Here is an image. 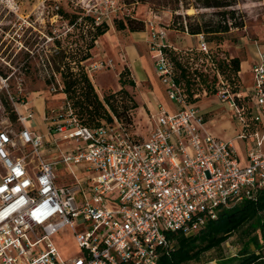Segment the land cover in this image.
<instances>
[{
    "label": "built area",
    "instance_id": "1",
    "mask_svg": "<svg viewBox=\"0 0 264 264\" xmlns=\"http://www.w3.org/2000/svg\"><path fill=\"white\" fill-rule=\"evenodd\" d=\"M197 36L216 96L241 125L235 139L245 155L187 103L166 43L156 44L157 75L179 108L158 103L146 135L132 109L130 121L110 112L112 121L90 127L68 102L38 119L26 99L12 98L19 128L0 127V264H158L173 250L171 233L194 234L222 208L256 198L264 188V45L251 85L233 92ZM67 229L80 248L69 259L54 240Z\"/></svg>",
    "mask_w": 264,
    "mask_h": 264
},
{
    "label": "rangeland",
    "instance_id": "2",
    "mask_svg": "<svg viewBox=\"0 0 264 264\" xmlns=\"http://www.w3.org/2000/svg\"><path fill=\"white\" fill-rule=\"evenodd\" d=\"M173 7H177L175 0H0V103L4 109L0 113V127L12 130L19 128L12 98L26 99L35 111L37 108L31 103L35 100L45 102V115L64 106L67 95L63 92V77L55 68L63 55L65 63L75 73L79 72L78 60L87 53L90 55L80 65L90 77L100 99L104 100L121 89V77L126 82L133 79L127 51L134 52L138 48L145 58L146 71L156 77L155 81L162 88L167 102L174 108V102L168 100L165 86L157 75L156 62L159 56L155 53L156 44H165L167 39L180 50L197 49L195 39L180 34V25H187L189 22L184 15L205 13L206 16H211L216 10L185 9L182 6L175 10ZM61 9L68 15L77 10L83 12V16L77 19L75 26H71L68 23L71 19L61 15ZM237 9L245 15L244 27L232 28L218 48L212 43L210 47L219 59L238 57L241 64L244 62L243 67L240 66L238 77L241 88L245 91L252 82L251 67L258 60V46L264 45V0H240ZM178 14L182 15V19L175 20L174 15ZM85 15L93 16L96 24L106 22L109 25L107 33L96 38L92 47L95 29ZM127 16L144 21L145 30H117L115 20L119 21ZM61 49L64 50L63 53ZM190 62L193 63L194 60ZM205 66L207 67L206 64ZM193 67L200 66L193 63ZM208 70L212 75L209 67ZM61 71L63 72L62 68ZM144 86L129 90L136 103L140 101V96L135 97L146 90L142 89ZM191 88L198 95V100L193 102L194 107L205 113L206 128L210 132H216L221 138L233 140L240 155L244 156L245 142L235 139L241 125L234 121L233 112L220 102L216 94H205L204 87L198 82ZM132 113L137 125L136 131L146 135L150 113H144L138 108H132ZM58 174L63 176L65 172L58 171ZM255 236H258L259 244L262 245L257 221L231 236L220 250L207 252L201 263L218 264L221 257L236 256L246 244H250L251 250H255L251 243ZM54 240L66 259L80 254V248L70 229L56 234Z\"/></svg>",
    "mask_w": 264,
    "mask_h": 264
},
{
    "label": "trees",
    "instance_id": "3",
    "mask_svg": "<svg viewBox=\"0 0 264 264\" xmlns=\"http://www.w3.org/2000/svg\"><path fill=\"white\" fill-rule=\"evenodd\" d=\"M175 3L177 4V7H173L175 10H178L180 6L185 9L206 8L216 10L211 16H206L205 13L186 14L184 18L189 22L187 25L181 24L179 27L180 31L190 35L204 34L208 44L212 43L216 48L225 40L224 36L232 28H243L245 25V15L241 14L239 9H237L240 0H195L194 3L187 0H175ZM60 13H62L61 15L69 16L71 20L68 23L71 26H75L77 19L83 16V12L77 10L68 15L61 9ZM85 17L91 21V25L95 29L90 46L92 47L96 38L107 33L109 25L106 22L96 24L97 22L93 16L85 15ZM125 19L126 21H124ZM125 19L115 20L117 30L129 29L131 32H143L145 30L144 21H138L133 16H127ZM174 19H182V15H174ZM63 51L61 49V53ZM161 51L171 63L173 68L172 78L183 90L187 103L193 104V102L198 100V95L191 88L195 82L204 87L206 94L208 92L217 93L218 79L216 75L212 71L211 75L208 66L206 67L205 63L201 62L207 57L204 52L198 49L180 50L170 46L162 47ZM209 56L224 79L231 85V90L233 92L237 91L241 86L238 77L241 70V60L238 57L219 59L215 56L211 47ZM89 57L90 55L87 53L78 60L79 72L77 73L72 71V67L69 64L65 63L64 55L61 57L59 64H55L56 71L61 73L63 77V92L67 95V102L71 104L74 113L83 124L90 127L98 126L102 120L112 121L110 112L118 118L130 121L127 111L137 108L138 104L134 97L130 95L131 93L127 86L134 89L136 87L135 81L131 78L129 82H126L121 77L119 79L121 89L101 100L90 77L80 65L82 61L87 60ZM190 60H194L193 63L200 67H193V63ZM227 72L230 73L227 74ZM263 219L264 188L258 192L255 199L244 200L222 208L218 212L216 219L208 218L205 225L194 234L171 233L169 237L174 241L173 250L162 255L158 264H188L190 262L203 264L201 261L207 252L220 250L222 244L231 236L254 221H257L258 227H260L263 244H259L258 236H255L251 241L255 246V250H251L250 244H246L236 256L221 257L218 264H264Z\"/></svg>",
    "mask_w": 264,
    "mask_h": 264
},
{
    "label": "crops",
    "instance_id": "4",
    "mask_svg": "<svg viewBox=\"0 0 264 264\" xmlns=\"http://www.w3.org/2000/svg\"><path fill=\"white\" fill-rule=\"evenodd\" d=\"M180 34L183 36L187 35V36H190L193 39H195V44L198 47V45H199L198 36L190 35L186 32H181ZM165 43L173 46L176 49H179L177 46L172 45L173 43L169 42V40H167V39L165 40ZM127 54H128V57H127V55H126V57L129 60L133 80L135 81L137 88H139L142 85H145L144 87H142V89H146L143 92L141 91L140 95H138V97H135V98H139V96H140V98H139L140 101H138V103H137L138 104V107H137L138 110L143 111L144 113H154V112H156L157 104L161 103L166 110L177 111L178 107H177L175 102L173 103V101L168 99L171 103H173L172 105L174 108H172L170 106V104L167 102V99L164 95V92L162 91V88L159 87L157 81H155L156 77H154L153 74L148 73L146 71L145 58L141 56L139 49L136 48L134 52L133 51L132 52L127 51ZM131 54H134V55L131 56ZM243 63L244 62H242L241 67H243ZM150 86H151V88H150ZM119 87L121 88L120 84H119ZM127 89L132 90V88L129 86H127ZM31 104H33L37 108L36 115H37L38 119L42 118L45 115V111H46L45 102L41 103L40 100L38 102L35 100L34 103H31ZM227 124H228V122H227ZM229 124H230V122H229ZM39 127L42 128L41 126H39ZM211 133L216 135V132H213L212 130H211ZM232 135H234V134H232ZM216 136L221 138V136H219V135H216ZM222 139H225V138H222ZM229 139H231V138H229ZM225 140H227V139H225Z\"/></svg>",
    "mask_w": 264,
    "mask_h": 264
}]
</instances>
